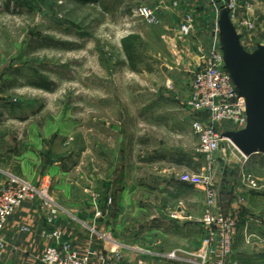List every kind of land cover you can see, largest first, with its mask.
Listing matches in <instances>:
<instances>
[{
  "label": "rangeland",
  "instance_id": "rangeland-1",
  "mask_svg": "<svg viewBox=\"0 0 264 264\" xmlns=\"http://www.w3.org/2000/svg\"><path fill=\"white\" fill-rule=\"evenodd\" d=\"M234 1L236 25L257 18L253 28L237 30L264 41V0ZM142 5L156 11L158 23L135 14ZM224 8L222 0H0V167L48 185L61 208L98 189L143 186L148 173L172 159H184L185 173H203L208 164L192 128L197 115L185 104L197 67L175 66L169 74L166 64L176 61L166 39L209 42L220 32ZM189 14L196 29L185 37L179 31ZM131 33L144 38L139 71L129 67L121 46ZM186 76L191 80L183 81ZM218 129L236 127L223 122ZM232 149L224 140L209 171L218 193L215 211L236 216L228 264H264V154L245 165L225 159ZM227 170L234 187L248 189V206L234 196L238 206L225 208ZM257 195L262 202L253 203ZM206 203L200 247L210 231Z\"/></svg>",
  "mask_w": 264,
  "mask_h": 264
},
{
  "label": "crops",
  "instance_id": "crops-1",
  "mask_svg": "<svg viewBox=\"0 0 264 264\" xmlns=\"http://www.w3.org/2000/svg\"><path fill=\"white\" fill-rule=\"evenodd\" d=\"M172 31L174 34L177 31L176 35L180 36L178 29ZM238 32L244 47L250 52L264 44L261 35L256 34V39H252L249 30ZM168 35L172 33L166 31ZM183 38L166 39L168 50L178 64H166L169 74L175 66L185 70L198 68L197 40ZM189 80L191 76L183 78V81ZM167 83L173 84L174 81L168 77ZM240 156L236 149H232L225 159L246 165L251 158L241 160ZM182 163L184 159L181 158L166 162L159 170L148 173L149 181L146 180L143 186L102 188L92 195L86 193L79 205L63 204L53 226L48 225L46 211L40 202H23L9 217L2 232L0 264H44L42 256L45 249L61 243V239L48 235L54 228L62 229L64 239L80 252L94 251V264H170L164 260L167 253L178 248L189 251L200 248V217L207 196L203 189L182 181L180 174L185 173ZM9 174L14 173L0 167V180ZM218 178L215 173V181ZM234 178L231 171L225 172L221 192H224L227 210L238 206L234 196H243L244 206L249 204L248 189L242 183L234 187ZM257 198L259 196L252 202H262Z\"/></svg>",
  "mask_w": 264,
  "mask_h": 264
},
{
  "label": "built area",
  "instance_id": "built-area-1",
  "mask_svg": "<svg viewBox=\"0 0 264 264\" xmlns=\"http://www.w3.org/2000/svg\"><path fill=\"white\" fill-rule=\"evenodd\" d=\"M222 1L225 7L230 9L234 23L237 15L235 1ZM135 14L150 24L159 22L158 14L151 7L139 6L136 8ZM256 24L255 16L244 18L241 25L234 23L237 29L240 26L251 29ZM195 29V20L189 14L181 25L180 32L183 36L188 37L195 32ZM219 33L216 31L209 42L198 40L196 44L199 57L198 68L192 82L191 95L186 102L187 106L197 115L192 121L193 131L199 137L197 153L206 159L208 168H205L203 173L186 172L181 176V179L191 185L199 186L205 191L207 196L205 222L209 224L210 231L200 248L193 251L179 248L166 254L167 258L185 264H228L233 229L236 225L234 214L215 211L218 193L209 172L215 162L216 153L220 150L224 140H227L223 138L222 134L228 130H219V124L229 123L234 125L236 130L244 128L247 124L246 101L239 94V90L225 66L222 38ZM240 154L247 158L241 152ZM250 182L252 185H256L253 179H250ZM25 201L40 202L46 211V220L50 226L55 224L62 210L53 198L48 185H37L18 175L9 174L6 179L0 180V247H3L1 235L9 217ZM214 227L216 230H213ZM48 235L51 238L61 239V243L49 245L45 249L42 256L44 264H94L92 256L95 252H80L70 241L64 239L62 229L54 228ZM214 243H217V246Z\"/></svg>",
  "mask_w": 264,
  "mask_h": 264
},
{
  "label": "water",
  "instance_id": "water-1",
  "mask_svg": "<svg viewBox=\"0 0 264 264\" xmlns=\"http://www.w3.org/2000/svg\"><path fill=\"white\" fill-rule=\"evenodd\" d=\"M225 66L246 101L247 124L222 136L245 156L264 154V44L250 52L225 7L219 19Z\"/></svg>",
  "mask_w": 264,
  "mask_h": 264
},
{
  "label": "trees",
  "instance_id": "trees-1",
  "mask_svg": "<svg viewBox=\"0 0 264 264\" xmlns=\"http://www.w3.org/2000/svg\"><path fill=\"white\" fill-rule=\"evenodd\" d=\"M82 3L94 2L98 0H76ZM122 50L128 60L129 67L134 71H139V62L142 59L144 38L138 33H131L121 39ZM43 88L49 89L48 84L41 85Z\"/></svg>",
  "mask_w": 264,
  "mask_h": 264
}]
</instances>
